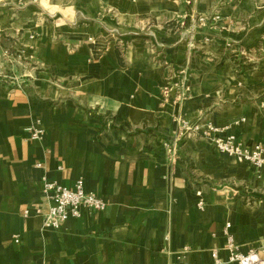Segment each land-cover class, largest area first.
Returning a JSON list of instances; mask_svg holds the SVG:
<instances>
[{"label": "crops", "instance_id": "0c3cea01", "mask_svg": "<svg viewBox=\"0 0 264 264\" xmlns=\"http://www.w3.org/2000/svg\"><path fill=\"white\" fill-rule=\"evenodd\" d=\"M262 105L264 0H0V264H233L226 223L264 240V175L210 138L264 147ZM43 179L106 208L45 228Z\"/></svg>", "mask_w": 264, "mask_h": 264}, {"label": "built area", "instance_id": "2783aa9c", "mask_svg": "<svg viewBox=\"0 0 264 264\" xmlns=\"http://www.w3.org/2000/svg\"><path fill=\"white\" fill-rule=\"evenodd\" d=\"M198 22L201 25L206 24L205 18H200ZM3 55L9 56L8 51L4 50ZM188 91V85L180 89L178 98H182ZM264 108V105H262ZM182 122V128L188 129L193 133L209 137L210 133H217L219 130L211 124H195L187 126ZM43 134L40 129L33 130L32 140H39ZM214 148L220 152L229 155L239 164H249L256 170V173L264 175V147L261 144H255L252 147L244 146L236 139L234 135L210 138ZM43 191L50 194V206L47 214L44 216V227L51 230H59L62 225L71 219H80L82 210L101 213L105 210L106 204L97 196L86 193L82 179L77 180L72 187H66L43 179ZM199 210H203L204 203L200 199L197 203ZM231 225L226 223L223 228L225 239L224 248L228 253L227 261L233 264H264V240H262L257 249H250L242 252L240 246L236 243L232 233ZM14 243H19V238L14 236ZM214 264H221V260L216 251L212 252Z\"/></svg>", "mask_w": 264, "mask_h": 264}, {"label": "rangeland", "instance_id": "374dc122", "mask_svg": "<svg viewBox=\"0 0 264 264\" xmlns=\"http://www.w3.org/2000/svg\"><path fill=\"white\" fill-rule=\"evenodd\" d=\"M5 47H2V49H4V50H7L8 51V55L9 56H4L3 54V56L5 57V58H9V59H11V61L13 60V59H15L16 61H19L18 62V64H16V63H14V67H16V70L18 71V68H21L20 66L21 65H24V63L26 62V61H24V59H20V60H17V59H19V57L18 56H20L21 54H19V53H17V52H15L13 49H12V47H14V45L12 44V41L11 40H9V42H6L5 43ZM3 50V51H4ZM6 60H8V59H6ZM243 61H245L244 59H243ZM13 63V62H12ZM8 64H11V63H8ZM247 65L248 64H250V63H246ZM11 72V71H10ZM12 73V72H11ZM11 73H9L8 71H6V72H4V76H7V77H11V76H13ZM17 74H15V76H16ZM183 77H182V81H180V83H176V85L174 86L175 88H176V90H178L179 92H180V89L185 85V83H187V85H188V89H189V79H188V77L186 76V73L185 74H183L182 75ZM178 92V93H179ZM181 125H182V123H181ZM194 126V125H193ZM191 132V131H190Z\"/></svg>", "mask_w": 264, "mask_h": 264}, {"label": "trees", "instance_id": "16d2710c", "mask_svg": "<svg viewBox=\"0 0 264 264\" xmlns=\"http://www.w3.org/2000/svg\"><path fill=\"white\" fill-rule=\"evenodd\" d=\"M232 62L238 75H244L254 68V64H244L243 60L237 59L236 56H232Z\"/></svg>", "mask_w": 264, "mask_h": 264}]
</instances>
